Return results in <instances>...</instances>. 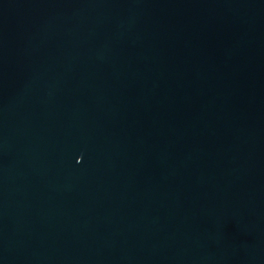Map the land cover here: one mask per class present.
I'll return each mask as SVG.
<instances>
[{"label":"water","instance_id":"95a60500","mask_svg":"<svg viewBox=\"0 0 264 264\" xmlns=\"http://www.w3.org/2000/svg\"><path fill=\"white\" fill-rule=\"evenodd\" d=\"M0 264H264V0H0Z\"/></svg>","mask_w":264,"mask_h":264}]
</instances>
